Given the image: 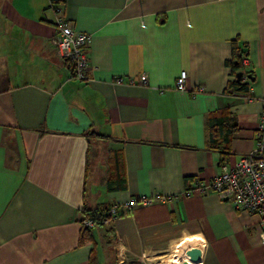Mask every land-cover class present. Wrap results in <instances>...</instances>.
Instances as JSON below:
<instances>
[{
  "label": "crops",
  "instance_id": "1",
  "mask_svg": "<svg viewBox=\"0 0 264 264\" xmlns=\"http://www.w3.org/2000/svg\"><path fill=\"white\" fill-rule=\"evenodd\" d=\"M57 15L90 36L87 80L56 52ZM263 98L264 0H0V264H155L173 244L264 264L256 216L185 192L255 149ZM139 196L81 241L83 212Z\"/></svg>",
  "mask_w": 264,
  "mask_h": 264
},
{
  "label": "built area",
  "instance_id": "2",
  "mask_svg": "<svg viewBox=\"0 0 264 264\" xmlns=\"http://www.w3.org/2000/svg\"><path fill=\"white\" fill-rule=\"evenodd\" d=\"M55 26L56 33L52 42L58 56L71 64L73 76L77 80H87V72L90 68L86 56V47L90 41L89 34L72 29L59 15L55 18ZM186 78L187 73L181 71L176 78L175 89L184 90ZM139 81L147 84L145 73L140 74ZM115 82L120 83L121 78L116 77ZM201 89L200 87L199 90ZM262 101L264 105V98ZM254 141V150L236 161L221 162L217 175L206 180H195L192 188H188L185 192L196 190L203 194L214 193L236 211L256 216L259 224V238L264 244V108L258 115ZM152 201L145 196L131 197L124 203L108 206L100 220L81 217V225L86 228H94L99 223L108 225L124 211L129 212L138 204H151ZM164 256L166 255L161 257L164 258ZM175 259V264H181L182 261L189 262L186 253ZM158 261L155 264H163L160 262L162 260Z\"/></svg>",
  "mask_w": 264,
  "mask_h": 264
},
{
  "label": "trees",
  "instance_id": "3",
  "mask_svg": "<svg viewBox=\"0 0 264 264\" xmlns=\"http://www.w3.org/2000/svg\"><path fill=\"white\" fill-rule=\"evenodd\" d=\"M65 0H49L50 6H53L55 9L58 7V5L62 4ZM244 55L239 52L237 45L233 43L232 45V50H231V57L226 61V66L230 68L231 74L235 75L238 72H241L243 70V65L241 63V56ZM246 75H250L251 73H247ZM229 90L231 92H246L247 91V84H241V82L237 81L234 79L229 83ZM219 117H210L209 118V126L213 127L216 125L219 121ZM224 162V158H221L219 161ZM113 182H109V188L112 189L113 187ZM111 185V187H110ZM124 185H120V187H123ZM118 187V186H115ZM107 207L105 208H100L94 211H87L83 212V218H92L95 220H100L104 214V211L106 210ZM81 224V221H80ZM97 226H103L102 224H97ZM92 228H86L81 225V241L82 239L84 240L85 237L89 236V232L91 231Z\"/></svg>",
  "mask_w": 264,
  "mask_h": 264
},
{
  "label": "rangeland",
  "instance_id": "4",
  "mask_svg": "<svg viewBox=\"0 0 264 264\" xmlns=\"http://www.w3.org/2000/svg\"><path fill=\"white\" fill-rule=\"evenodd\" d=\"M174 246H175V244H173L170 247L169 251L166 253V256H164V258L161 257V259H158V260H162V261H160L161 263L173 264L174 261L176 260L175 259L176 257L178 258V257L182 256L183 249L182 248L180 249L179 247H174ZM157 262H159V261H157Z\"/></svg>",
  "mask_w": 264,
  "mask_h": 264
},
{
  "label": "water",
  "instance_id": "5",
  "mask_svg": "<svg viewBox=\"0 0 264 264\" xmlns=\"http://www.w3.org/2000/svg\"><path fill=\"white\" fill-rule=\"evenodd\" d=\"M241 76H242V73L241 72H238L236 74V80L239 81L240 78H241ZM249 78L252 80L251 77H249ZM186 255L188 256L189 262L197 263L199 261V253L198 252H190V253H186ZM189 262L182 261L181 264H189Z\"/></svg>",
  "mask_w": 264,
  "mask_h": 264
},
{
  "label": "bare ground",
  "instance_id": "6",
  "mask_svg": "<svg viewBox=\"0 0 264 264\" xmlns=\"http://www.w3.org/2000/svg\"><path fill=\"white\" fill-rule=\"evenodd\" d=\"M192 262H190V264H191ZM198 263V262H197Z\"/></svg>",
  "mask_w": 264,
  "mask_h": 264
}]
</instances>
